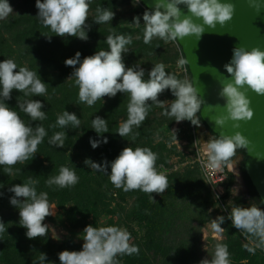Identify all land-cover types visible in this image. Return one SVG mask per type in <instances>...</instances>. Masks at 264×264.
Here are the masks:
<instances>
[{"label": "clouds", "instance_id": "1", "mask_svg": "<svg viewBox=\"0 0 264 264\" xmlns=\"http://www.w3.org/2000/svg\"><path fill=\"white\" fill-rule=\"evenodd\" d=\"M133 6L139 0H131ZM185 5L187 13L182 12L179 5ZM38 9L36 16L52 33L64 37H77L87 40L86 23L89 13L90 0H35ZM235 7L231 0H155L153 10H145L142 14L145 26L143 40L145 44L151 42L154 36L166 40H178L187 35L199 36L205 31V25L215 28L216 24L223 25L234 15ZM13 12L9 0H0V20ZM95 22L109 23L115 16L111 9L98 7ZM199 18L202 23H197ZM133 22L139 26L141 16H134ZM47 36V35H46ZM50 38V36H48ZM109 50H100L92 55L81 58L76 51L73 57L65 59L64 63L71 66L75 84L79 87V99L89 106L95 104L104 96L115 97L118 92L129 93L128 118L123 121L117 134L125 137L132 132L133 126H140L147 117L148 101L155 102L164 108L165 116L175 117V121L188 120L192 125L199 126L201 121L197 116L202 107V99L197 87L188 81H181L175 75L169 74L163 63L154 65L148 72V79H144L145 70L138 67L126 66L123 54L131 44L130 36L111 34L106 37ZM187 61L181 60L183 65ZM226 81L222 83L219 95L225 99L222 106L226 115L215 118L217 126H223L227 120L233 121V127L238 128L239 122L251 119L253 110L247 91L252 90L264 95V50L261 48L246 49L237 46L233 49L230 62L225 64ZM23 92L25 96L35 94L42 96L47 88L40 75L27 67H18L12 59L0 60V165H14L24 161L37 153V148L43 142L47 131L43 126L32 127L26 125L17 111L13 110L6 101L12 98V90ZM170 90L175 97L170 105H165L158 99L159 94ZM17 106L31 116L33 121L46 119L44 104L39 99L17 101ZM61 127L71 124L74 128L80 126V119L75 112L66 109L57 117ZM55 127V125H53ZM97 138H89L93 149L102 143H108L104 133L108 131L107 120L99 115L92 119V127ZM65 132H56L49 143L60 148L65 144ZM177 138V136H176ZM247 140L239 133L232 135L221 134L219 138H212L206 142L208 158L214 168L235 155L236 148L244 146ZM157 155L149 148L125 146L112 161L96 162L85 158L84 164L96 171L110 174L112 184L124 191L140 189L147 193H163L168 188L166 175L158 173L155 168ZM110 168V171L108 170ZM6 171L11 173V167ZM79 177L69 167L62 166L59 175L48 179L49 186L53 184L61 188L75 185ZM37 181L12 184L8 191L9 203L19 211L20 225L26 229L29 239L47 235L45 217L51 215L48 203V193H38L35 187ZM3 187V185H0ZM237 190L235 191L236 195ZM4 193L0 192V196ZM219 196L217 194L216 199ZM154 199V198H153ZM226 217L217 216L211 228L216 232H223L221 225ZM227 219L232 225L244 230L255 237L258 242L255 247L245 244V249L255 253L257 247H264V209L255 205L249 207L233 206ZM3 220H0V233L5 232ZM83 244L80 250L64 249L57 253L60 264H116L117 254L138 253L139 248L130 244L131 234L126 229L116 226L96 228L88 224L82 230ZM47 254H41L37 264H46ZM54 264V262H53ZM204 264H230L227 245L217 247L214 259Z\"/></svg>", "mask_w": 264, "mask_h": 264}, {"label": "trees", "instance_id": "2", "mask_svg": "<svg viewBox=\"0 0 264 264\" xmlns=\"http://www.w3.org/2000/svg\"><path fill=\"white\" fill-rule=\"evenodd\" d=\"M9 3L14 4L16 8L11 17L0 20V60L12 59L18 67H27L29 70L37 72L45 81L47 91L42 96L35 94L25 96L23 92L13 89L12 98L6 103L18 112L26 125L33 129L43 126L47 135L38 145L34 157L29 156L27 160L18 161L11 166L0 165V185H3L0 187V192L4 193L3 196H0V220H3L6 228L5 232L0 233V264H37L42 252L47 254L46 264H53V262L60 264L57 253L64 249L75 250V248L69 243L52 242L49 230L47 235L42 237L38 236L32 239L26 237V229L20 225L18 209L9 203L8 198L13 194L8 191V188L12 184L28 183L32 180L37 181L35 184L37 192H47L48 199L66 200L72 195H78L75 200H82L85 197V192L88 193L89 190H85L88 189L87 185H84L83 181L85 180L79 174H76L79 177L78 183L64 188L55 184L49 186L47 181L49 178L59 175L62 166L70 169L74 167L71 163L60 161L62 154L67 153L72 147L78 148L83 154L98 157V161L103 159L112 161L122 148L127 146L121 144L119 149L114 150L115 144L118 145L127 137H120L116 133L118 138L114 142L111 136L114 135L112 133L114 129L117 132L120 126L119 121L127 120L130 102V94L121 92H118L115 97L104 96L105 100L99 102L100 112L108 123L109 132L103 134L108 137V143H102L93 149L89 138H97V134L91 129L92 121H81V126L76 128L71 124L66 128L61 127L56 123L61 109L57 110L50 104V97L53 95L52 89L62 86L67 73L73 71L71 66L65 65V59L73 57L76 51H79L83 58L96 51L109 50L106 37L111 34L131 37L132 42L126 46L128 51L123 54V60L129 67H142L145 70L144 79H148V72L154 65L162 63L161 61H174L175 57L166 58L163 56V54H168V49L163 44L164 39L160 37L154 36L150 43H144L145 26L142 17L141 24L135 29L117 23L120 18L127 19L119 12V9L122 5L131 4V0H90L93 15H88L89 18L86 21L90 25V28L87 29V40L67 34L61 37L52 33L50 27H46L36 16L38 9L35 6V0H9ZM96 7L112 8L115 12L112 21L97 24L95 22ZM134 16H141L139 10L135 12ZM134 16H130V23H133ZM135 32L141 33L138 36L139 39H135ZM158 51H161L160 58L157 56ZM164 65L166 69L171 68V65L168 66L167 63ZM26 99L41 100L44 104L43 110L46 113V119L33 121L30 115L17 106V101L23 102ZM149 115H153V109L150 104H147V117L140 126H133L130 138L133 144H138V147L151 149L157 155V163L165 165L168 162L169 151L176 150V148L173 145L170 150H166L161 143H154L150 140L151 129L149 126L152 120L148 118ZM197 116L202 121L199 112ZM192 126L197 129V126ZM56 132L66 133L63 148L49 143ZM216 138L219 137L216 136ZM237 154H242L244 157L240 171L247 186L249 199L264 209V204L246 173L244 149L241 146L237 147L235 155L222 163L227 168V164ZM49 164H53L57 172H53ZM9 167L12 169L11 173L6 171ZM200 175L201 172L196 165L189 167L185 173L172 172L166 175L168 188L163 193H147L140 189L136 190L134 194L135 210L127 222L135 221L144 224V239L141 241L131 238L129 243L138 246L139 252L131 255L117 254L114 258L116 264H204L199 247L201 238L197 232H193L194 229L208 222L218 212L221 203L225 205L227 200H231L228 208L247 207V200L244 197H232V187L236 184L232 172L228 171L224 193L218 199ZM87 207L88 205L84 203L82 208L87 209ZM83 209L78 210L76 206L72 205L68 211L82 215ZM220 213L226 219L222 224L224 239L219 242V245H227L230 264H255L254 253L248 252L244 245L248 244L253 247L251 240L258 242V237L235 228L231 220L227 219L228 215L224 212ZM83 223V227L88 225V221L84 220ZM262 248L264 250V247Z\"/></svg>", "mask_w": 264, "mask_h": 264}, {"label": "rangeland", "instance_id": "3", "mask_svg": "<svg viewBox=\"0 0 264 264\" xmlns=\"http://www.w3.org/2000/svg\"><path fill=\"white\" fill-rule=\"evenodd\" d=\"M11 6L13 7V12H15V5L12 4ZM137 10H139V14H141L142 17V14L146 9L139 4L136 6H133L132 3L122 5L119 12L125 15L127 19L123 20L120 18L117 20V23L123 24L122 26H127L130 29H135L137 25L134 22L130 23V16H134ZM12 13L9 17H11ZM88 15H93L91 5L89 6ZM135 33V39H139L138 36H140L141 33ZM163 44L168 49V54H163V56H166V58L171 56L175 57L174 61H161L163 64H169L168 66L171 65V68L166 69V71L168 73H173L176 78L181 81L190 82L189 73L186 75L180 71L179 66L182 65L179 62L183 59V56L179 45L176 41L166 39H164ZM157 56L159 58L161 57V51L157 52ZM124 63L127 66L126 62ZM75 79L76 78H74L71 73H67L62 86L52 89L53 95L50 97L51 106L57 108V110L61 109L59 113L60 115L63 114L65 109L69 112H75L80 119V122L88 120L92 121L96 115L103 117L100 112L99 102L105 100L104 97L97 100L95 104L91 106H89L86 102H81L79 99V87L75 84ZM174 98L175 97L172 95L171 91L167 89L158 96V99L163 100L166 106L170 105ZM148 104H150L153 109V115L148 116V118L152 120V123L149 126L151 129V135L149 136L150 140L154 143H161L166 150H170L173 145L176 148V150L169 151L167 164L164 165L160 163L158 164L157 161L155 162V168L158 173L164 175H168L172 172L185 173L189 167L196 166L194 161L196 153L195 148L193 146L190 148L187 146L185 147L181 141V139L189 138L191 136L192 130H189L186 126L188 124L192 126L191 122L186 120L177 122L175 121V117L165 116L163 114L165 109L159 107L155 102L148 101ZM121 123L122 121L120 120L119 125ZM184 126H186L187 130H185ZM112 133L114 135L111 136V138L115 142L118 138L115 129ZM126 137V140L118 143V145L115 144L116 147L114 150L119 149L121 144H125L133 149L138 147V144L132 143L130 133L125 136V138ZM144 138H142V140L146 139ZM85 158H91L98 163L107 161V159L98 161V157L83 154L75 147H72L67 153L62 154L60 157L61 162L73 164L74 167L71 169L85 180L83 183L84 185H87L88 188L85 190L89 191L88 193L85 192V197L80 201L75 200L78 195H72V197H68L66 200L57 199L56 201H53L51 198L48 199L51 215L46 216L43 222L47 224L51 241L56 243H69L75 248V250H80L83 244L82 237L84 236V233L82 230L84 229V220L88 221V224H93L96 228L116 226L121 229H126L131 234V238H137L143 241L145 225L141 222H127L135 210L134 194L136 190L139 189L126 192L123 188L115 187L110 180V174L108 172L96 171L95 169L87 167L84 164ZM242 158L243 155L240 154V157L236 161V167L238 169H240L239 167L241 166V162L243 160ZM75 164L77 165L75 166ZM49 166L53 172H57V169H54L55 167L53 164H49ZM108 170L110 171V168ZM239 173L238 178L242 184L239 192H242L245 188L247 189V186L246 184L244 185L245 181L241 171ZM84 203L88 205L87 209L82 208ZM229 204L230 200H227L224 207L221 205L218 212L212 216L208 222L199 226V228H195L193 231L195 233L197 232V235L201 238V244L199 247L203 263L204 261L210 262L214 259L215 251L217 247L220 246L219 242L224 239L223 232H216L211 228V224L217 216L222 215L220 212L230 215L231 208L227 207ZM72 205L76 206L78 210L83 209L82 215L68 211V208ZM256 243L257 242L255 240H251L253 247H255ZM263 251L262 247L256 248L254 253L255 264H264Z\"/></svg>", "mask_w": 264, "mask_h": 264}, {"label": "water", "instance_id": "4", "mask_svg": "<svg viewBox=\"0 0 264 264\" xmlns=\"http://www.w3.org/2000/svg\"><path fill=\"white\" fill-rule=\"evenodd\" d=\"M140 2L145 9H154L155 0ZM231 3L235 7L234 15L223 25L217 23L215 28L205 25L199 38L193 34L175 41L187 61L190 81L202 99L199 112L202 121L197 127L218 137L239 132L247 140L241 146L245 151V170L264 204V95L247 91L253 116L240 121L238 128L232 126L231 120L222 127L214 121L216 117L226 115L222 107L225 99L219 93L226 76H230L224 66L230 62L233 49L242 46L264 50V0H231ZM178 7L187 13L185 5ZM194 20L202 23L199 18Z\"/></svg>", "mask_w": 264, "mask_h": 264}, {"label": "crops", "instance_id": "5", "mask_svg": "<svg viewBox=\"0 0 264 264\" xmlns=\"http://www.w3.org/2000/svg\"><path fill=\"white\" fill-rule=\"evenodd\" d=\"M186 126L189 130H192L191 131L192 134L189 138L181 139L183 146H185V147L187 146L189 148L193 146L195 148V152L196 151H202V152L208 154L206 142L211 140L212 138H216V136H214L213 134H211L209 132H206L205 130L199 129L198 127H197V129H195L190 124H188ZM186 126H184L185 130H187ZM239 157H240V154H237L235 156V158L227 164L228 171L233 173V175L235 176V180H236V184L232 187V197H244L247 200L246 206L249 207L251 204H253L254 201L249 199L247 189L245 188V190H243L242 192H239V189H241V187H242L241 181L238 178V175L240 174L239 173L240 169H238L236 167L237 166L236 161L238 160ZM243 183H244V181H243ZM244 185H245V183H244ZM236 190H237V192L235 195L234 193ZM222 191L224 193V189ZM230 203H231V200H230ZM253 205L259 207L257 205V203H255V202Z\"/></svg>", "mask_w": 264, "mask_h": 264}, {"label": "built area", "instance_id": "6", "mask_svg": "<svg viewBox=\"0 0 264 264\" xmlns=\"http://www.w3.org/2000/svg\"><path fill=\"white\" fill-rule=\"evenodd\" d=\"M138 4L143 7L140 0ZM179 67L181 73L186 75L188 74V69L185 63ZM194 161L199 168L202 177L212 189L214 194L216 196L217 194L218 196H221L223 194L222 190L224 189V184L228 177V169L223 165V163H221V166L219 168L212 167L208 158V154L202 151H196ZM221 205L224 207L223 203H221Z\"/></svg>", "mask_w": 264, "mask_h": 264}]
</instances>
